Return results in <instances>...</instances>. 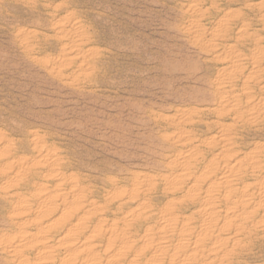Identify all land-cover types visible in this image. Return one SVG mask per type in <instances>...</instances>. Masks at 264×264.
I'll use <instances>...</instances> for the list:
<instances>
[{"label":"rangeland","instance_id":"1","mask_svg":"<svg viewBox=\"0 0 264 264\" xmlns=\"http://www.w3.org/2000/svg\"><path fill=\"white\" fill-rule=\"evenodd\" d=\"M0 264H264V0H0Z\"/></svg>","mask_w":264,"mask_h":264}]
</instances>
